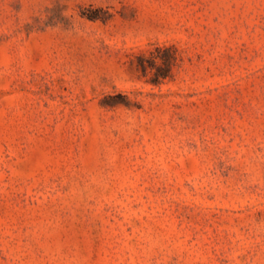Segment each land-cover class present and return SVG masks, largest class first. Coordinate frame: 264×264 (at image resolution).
Masks as SVG:
<instances>
[{
    "label": "rangeland",
    "instance_id": "rangeland-1",
    "mask_svg": "<svg viewBox=\"0 0 264 264\" xmlns=\"http://www.w3.org/2000/svg\"><path fill=\"white\" fill-rule=\"evenodd\" d=\"M0 264H264V0H0Z\"/></svg>",
    "mask_w": 264,
    "mask_h": 264
}]
</instances>
